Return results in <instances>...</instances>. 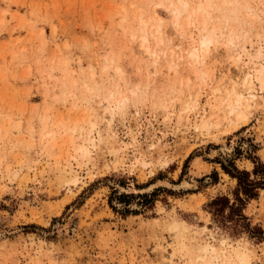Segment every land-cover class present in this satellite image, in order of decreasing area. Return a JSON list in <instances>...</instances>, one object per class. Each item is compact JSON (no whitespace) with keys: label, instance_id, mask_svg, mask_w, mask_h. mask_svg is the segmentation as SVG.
Here are the masks:
<instances>
[{"label":"rangeland","instance_id":"obj_1","mask_svg":"<svg viewBox=\"0 0 264 264\" xmlns=\"http://www.w3.org/2000/svg\"><path fill=\"white\" fill-rule=\"evenodd\" d=\"M228 1L196 26L184 14L181 35L167 0H0V264H241L235 250L264 264V0ZM155 10L158 57L138 46ZM204 22L219 37L205 79L187 56ZM114 76L128 101L109 117ZM231 85L250 99L242 110ZM237 170L262 182L254 197ZM235 193L246 220L210 205L239 206ZM204 243L213 261L198 258Z\"/></svg>","mask_w":264,"mask_h":264},{"label":"bare ground","instance_id":"obj_2","mask_svg":"<svg viewBox=\"0 0 264 264\" xmlns=\"http://www.w3.org/2000/svg\"><path fill=\"white\" fill-rule=\"evenodd\" d=\"M223 2L229 3L228 0H223ZM195 3L196 4H194V6H193V4H191L190 0H167V4H163L164 9L167 11L168 15L170 16V23L172 25V28L179 31V34H181V35L186 32L184 27H183V23H182V20L184 19V18L182 19V16L184 14H187V17L185 19L186 25L190 26V24H193V26H196L194 24L196 23V18L199 14L203 15L204 17H208L213 12L214 8L212 5V0H196ZM250 9H252V8H250ZM151 20L153 21V22L151 21V24L150 23L142 24V26H141L142 35H140V38H139L140 40L138 42V46H140L146 53H148V55L158 57V51L160 52V54L164 53L165 47L164 48L160 47L162 45L164 36H163V32L161 30L162 19L160 18L159 13L156 12V10H155V15L152 17ZM155 20H158L159 22H157ZM155 22H157V23H155ZM202 25H203V23H202ZM202 27H203L202 32L199 36L197 44L195 46H191V48L189 47L188 52H187V56L191 59V61H193V63H194L193 65H198L201 67V70H202L201 77L205 79L207 74L205 73V69L203 68V63H204V61H203L204 60V55H203L204 53L203 52L207 51L210 43L219 41V37L217 35H215L217 37H213L212 36L213 32H212V34H209L207 32V27H208L207 22L206 23L204 22V25ZM133 38H135V35L133 36ZM151 40H153L156 43V45L154 47H151ZM228 44L229 45L234 44V37L233 36H231L229 38ZM178 45H180V43L176 44V46H178ZM170 55H171L170 61L173 62V60L177 57V56H175L176 55L175 51H172ZM184 58H185V56H184ZM240 60H241V57L238 58L237 64ZM157 62H158V60L157 61L155 60V62H153L154 66H155L154 68H156L155 63H157ZM263 72H264L263 68H260L258 71L259 75H261V76L263 75ZM221 75L222 74H219V76L217 78H220ZM195 76L200 77L199 74H197V73L195 74ZM116 77L114 76V77L110 78L109 85L111 87H110V89H108V96L104 99L105 100L104 106L106 109L105 112L109 113V115H110L109 117H111L113 115L116 108H120V107L124 106L128 101V97L125 93V90L124 89L118 90L119 84L114 81V79ZM232 78H234V76ZM243 79L245 82L244 85L247 86L248 83H246V82H247L248 77L246 76ZM260 79L262 82H264V77H260ZM237 80H240V78L238 77V78L234 79V83H236ZM224 86H225L224 82H221V83H219V85L214 90L215 91L223 90L225 88ZM247 89H251V85L247 86ZM90 90H92V88L89 89V91ZM225 90L229 96L230 95L232 96L231 97L232 99H230V104H232V106H233L232 112L236 108H241V110H242L243 106L246 105V103L250 102V99H246L244 97L243 92L241 90L235 88L234 85L229 86ZM131 96H132V94H131ZM227 97H225V98H227ZM194 100H195V97L192 96V98L190 100L191 103L192 102L194 103L195 102ZM237 110H239V109H237ZM241 116H243V112L240 111V113L238 114V117H241ZM97 119H98V117H96L95 121L92 120L93 121V123H92L93 128L92 129L93 130L96 127ZM92 129L89 132L90 135H91V132L93 131ZM74 130L75 129H72L73 132H74ZM71 138H70V141L73 142V139H71ZM91 139H92V137H90V136L86 137L85 140L82 142L81 146L78 148V150L80 152H84V151L88 152V143L92 141ZM184 182L185 181H183V183ZM185 185H187V184H185ZM169 227L171 230H173V232L175 233V236L180 235L181 228L175 222H171ZM200 247L201 248L198 247V249L201 251L202 254L198 255V258H200L202 261H206V259H207L206 255H207V256H209L208 261H211V260L213 261V259H215L216 249L214 246H212L209 243H204V244H200ZM222 252H223L224 256H226V253L224 251H222ZM234 253L239 258L240 263L244 264L245 263L244 256L241 253H239L237 250H235ZM221 256H222V254H221Z\"/></svg>","mask_w":264,"mask_h":264},{"label":"trees","instance_id":"obj_3","mask_svg":"<svg viewBox=\"0 0 264 264\" xmlns=\"http://www.w3.org/2000/svg\"><path fill=\"white\" fill-rule=\"evenodd\" d=\"M230 174L233 178L237 179V188L236 190L239 192H242L245 196L252 198L256 195V189L259 187H262V182L255 181L253 179H250V174L248 171H238V175H235L233 173H230L229 171H226ZM255 173V170H254ZM236 194V200L240 203L239 206L236 204V202L230 203V200L226 196H218L214 198L211 202V206H217L216 212L219 214L222 212L224 208H228L229 212L226 215L228 219H232L233 216L236 217V220H239L237 218L246 220L247 218L242 214V198L238 196V193ZM243 227L248 230L250 233L254 235H261L262 230L259 227H250L249 223H243Z\"/></svg>","mask_w":264,"mask_h":264}]
</instances>
